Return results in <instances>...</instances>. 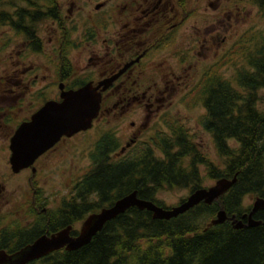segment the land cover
Listing matches in <instances>:
<instances>
[{"label": "flooded vegetation", "instance_id": "flooded-vegetation-1", "mask_svg": "<svg viewBox=\"0 0 264 264\" xmlns=\"http://www.w3.org/2000/svg\"><path fill=\"white\" fill-rule=\"evenodd\" d=\"M218 2L0 0L4 40L0 159L5 163L0 169V252L13 256L41 236L56 233L50 227L58 220L59 207L52 209V201L42 197L40 175L46 173L44 160L59 146L92 131L103 117L121 120L130 114L136 121H124L126 129L121 137L118 130L100 136L90 158L93 165L92 155L99 145L113 141L108 158L125 159L149 144L144 140L146 131L151 130L149 125L162 114L155 124L164 123L176 96L190 92L202 79L228 80L218 76V63L228 62L232 53L224 49L230 36L228 29L218 26V11L222 9H217ZM204 63L207 65L201 69ZM107 79L116 80L102 92L100 113L90 130L63 137L33 166L13 172L11 145L17 130L46 103L61 101L60 85L71 91L89 83L96 87ZM170 136L175 138L172 133ZM18 178L27 187L20 195L16 193Z\"/></svg>", "mask_w": 264, "mask_h": 264}, {"label": "trees", "instance_id": "trees-1", "mask_svg": "<svg viewBox=\"0 0 264 264\" xmlns=\"http://www.w3.org/2000/svg\"><path fill=\"white\" fill-rule=\"evenodd\" d=\"M247 2L264 15V0ZM242 44L237 59L243 62L234 79H202L193 89L206 109L203 126L213 136L220 164L203 156L182 127L175 128V140L160 138L118 161L108 158L114 142L106 141L92 155L91 169L75 182L72 199L59 206L50 230L73 225L76 236V225L135 190L140 199L166 207L157 200L161 191L189 189L191 194L204 188L201 167L215 182L237 176L219 202L201 203L169 221L132 208L84 248L56 251L30 264H264V210L253 215L263 222L257 227L235 229L230 220L208 227L221 209L248 223L252 206L245 205V198L264 199V109L258 96L264 88V35L247 37Z\"/></svg>", "mask_w": 264, "mask_h": 264}, {"label": "water", "instance_id": "water-1", "mask_svg": "<svg viewBox=\"0 0 264 264\" xmlns=\"http://www.w3.org/2000/svg\"><path fill=\"white\" fill-rule=\"evenodd\" d=\"M116 79H107L98 86L89 83L78 90L64 91L61 86V101H50L44 105L32 118L30 122L23 124L16 132L11 145L12 156L10 164L13 172L33 166L36 160L45 152L54 147L63 137L71 138L80 132H86L93 127L94 120L98 117L102 103V92H105ZM102 89V91H100ZM63 94L66 95L63 98ZM23 155L25 158H23ZM237 182V176L233 179H221L209 188H200L191 193L179 205L165 208L153 201L139 198L135 190L123 198L117 200L113 205L103 208L97 213L91 214L82 223L78 234L73 235L74 226L69 225L52 235H43L29 246L31 250L26 255L16 259L12 264H30L41 260L56 251L65 249L68 252L78 251L89 245L105 226L115 220L118 216L126 213L129 209L137 208L153 214L157 220L169 221L193 210L201 203L212 205L219 202ZM200 194V195H199ZM154 210L160 212L158 215ZM264 210V199L255 200L252 211L248 215V223L236 219L235 216L228 217L224 209H221L217 217L208 225L216 226L230 220L235 229L244 227H257L263 224L256 221L253 215ZM96 217L92 220L91 217ZM245 218V217H244ZM243 218V219H244ZM59 234L52 238L53 235ZM46 239L48 242L38 240ZM9 256L6 252H4ZM8 259L5 255L0 256V264H6Z\"/></svg>", "mask_w": 264, "mask_h": 264}, {"label": "rangeland", "instance_id": "rangeland-1", "mask_svg": "<svg viewBox=\"0 0 264 264\" xmlns=\"http://www.w3.org/2000/svg\"><path fill=\"white\" fill-rule=\"evenodd\" d=\"M217 9L219 28L225 30L228 29V35L230 36L229 43L224 49H231L232 53L229 55L228 62L218 63V76L224 75L228 79H233L240 66L241 61L239 56L242 53L244 44L242 42L248 37L250 38L256 34L264 35V15L259 12V10L247 2V0H218ZM233 1L234 6H232ZM204 12V11H203ZM3 31V30H2ZM0 30V77L3 71V48L4 40L1 39L3 32ZM217 44L221 41L219 37L217 38ZM224 51L221 53L223 54ZM221 59L219 56L218 61ZM229 64L228 68H225ZM207 65L204 63L201 65V69ZM202 81V80H201ZM198 82V87L200 85ZM195 94L193 90L186 92L180 96H176L175 103L168 116L163 119L166 124L170 123L171 126H167L164 123L156 125L159 122V118H155L154 121L149 125L151 130L147 132L144 140L148 141L149 145L158 143V136L162 135L164 137L169 136L172 132V128L182 127L187 131L189 137L196 144L197 149L201 154L215 164H220L221 160L216 149L214 139L207 130L204 129L203 120L206 117V109L202 105L199 95L192 97ZM258 96L260 98L259 106L264 109V88L258 91ZM165 114V113H164ZM125 120L127 123L130 121H136L130 114L125 115L121 120L118 117H103L101 121L95 124L92 131L84 135H79L63 144L62 147L59 146L56 153L47 160L46 173H41V189L42 196L47 199V201H52V209L58 208L63 200H70L74 194V184L77 180L83 177L88 170L91 168V152L98 142L100 136L110 132L118 130L119 137L126 129ZM156 125V126H155ZM154 131H153V127ZM125 134L123 135L124 138ZM175 140V139H174ZM136 155L137 153H129ZM5 167V163L0 159V169ZM202 177L204 179L203 187L208 188L215 184V181L208 178L206 170L201 167ZM18 185L16 186V193L18 195L22 194L24 191L27 192V187L22 184V178H18ZM15 184V183H14ZM14 186V185H13ZM32 194V193H31ZM190 195L189 189H177V190H163L158 196L157 200L168 207H174L179 205L183 199H186ZM31 197V195H30ZM256 200L255 196H247L245 198V205L253 206ZM22 225V223H20ZM75 229L80 231L81 224L76 225Z\"/></svg>", "mask_w": 264, "mask_h": 264}, {"label": "bare ground", "instance_id": "bare-ground-1", "mask_svg": "<svg viewBox=\"0 0 264 264\" xmlns=\"http://www.w3.org/2000/svg\"><path fill=\"white\" fill-rule=\"evenodd\" d=\"M61 86L62 85H60V89H61ZM65 96L66 95H64L63 94V98H65ZM23 158H25V156L23 155ZM200 195V194H199ZM257 200H259V198H257ZM41 203H42V201H41ZM154 212L158 215L160 212H158V211H156V210H154ZM91 219L92 220H95L96 219V217L94 216V217H91ZM247 219H248V217H247ZM235 226V225H234ZM24 229V228H23ZM59 234H55V235H53L52 236V238H54V237H57ZM22 238V237H21ZM40 242H48L46 239H44V240H38L37 242H36V244L35 245H37V244H39ZM32 249V247L31 246H27V247H25V248H23L20 252H18V253H16V254H14L13 256H7L4 252H0V256H2V255H5L6 257H7V259H8V262L6 263V264H12V262L13 261H15L16 259H19V258H21L23 255L25 256L26 255V252L27 251H29V250H31Z\"/></svg>", "mask_w": 264, "mask_h": 264}]
</instances>
